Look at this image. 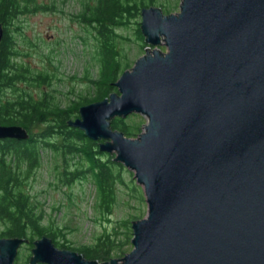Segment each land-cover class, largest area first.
I'll return each mask as SVG.
<instances>
[{
  "label": "water",
  "instance_id": "1",
  "mask_svg": "<svg viewBox=\"0 0 264 264\" xmlns=\"http://www.w3.org/2000/svg\"><path fill=\"white\" fill-rule=\"evenodd\" d=\"M178 11L141 10L144 55L68 123L104 140L143 189L133 249L99 263L42 237L29 264H264V0H180ZM133 114L146 119L134 140L110 129ZM26 132L0 126V140ZM28 243L0 238V264Z\"/></svg>",
  "mask_w": 264,
  "mask_h": 264
},
{
  "label": "trees",
  "instance_id": "2",
  "mask_svg": "<svg viewBox=\"0 0 264 264\" xmlns=\"http://www.w3.org/2000/svg\"><path fill=\"white\" fill-rule=\"evenodd\" d=\"M66 1L0 0V126H20L28 134L27 139L0 140V238H20L32 244L47 237L55 248L76 252L87 260L110 261L113 252H117L115 256L122 254L127 243L119 241L118 232L102 233L91 244L73 247L65 240L60 226L51 218L46 220L44 202L32 197L30 184L46 160L56 188L67 189L74 181L89 180L99 211H110L117 186L125 184V168L100 150L101 140L88 138L68 123L79 117L81 107L117 92L114 83L129 69L119 45L126 39L118 29L135 25L136 38L144 43L138 22L141 10L159 7L164 14L171 11L160 0H77L78 9L70 11V20L93 41L91 66L95 74L87 69V94L69 92L75 97L67 99V95L52 88L54 72L31 69L21 60L26 54L18 49L15 36L20 35L19 27H15L20 18L27 14L63 13ZM13 26L16 29L11 30ZM62 95L64 101L59 98ZM130 116L124 120L114 118L110 129L134 139L142 132L139 127L143 124L130 125L128 120L134 114ZM129 189L135 194L141 192L135 184ZM140 219H124L120 225L129 232L132 222ZM127 238L130 240L132 235Z\"/></svg>",
  "mask_w": 264,
  "mask_h": 264
},
{
  "label": "rangeland",
  "instance_id": "3",
  "mask_svg": "<svg viewBox=\"0 0 264 264\" xmlns=\"http://www.w3.org/2000/svg\"><path fill=\"white\" fill-rule=\"evenodd\" d=\"M160 1L169 6L170 14L179 12L180 0ZM63 7L65 8L63 13H36L23 16L18 22H15V27H19L18 33H20L15 36L18 49L26 54L21 57V60L27 63L31 69L54 72L56 78L52 81V88L67 95V99H74L75 95L70 93L87 94V80L85 79L88 78L87 69L89 73L95 74L94 68L92 69L91 66L94 44L86 33L70 20V11L75 12L78 9L77 0H67ZM15 27H11V30L16 29ZM134 29L135 25L132 24L126 29H118L119 34L126 39L124 42H119V45L125 56L124 62L129 67L128 70L132 68L138 58L144 55V49L147 46L136 38ZM158 48L161 51H166L164 45H160ZM64 95L59 96L63 101L65 100ZM129 117L131 116L128 115L124 119ZM128 122L134 126L139 123L144 125L146 119L134 114V117ZM143 125H140L139 128ZM102 142L105 141L102 140ZM114 154L109 155L114 158ZM36 171L34 182L30 184L31 195L44 202L45 209H47L46 220L53 219L62 229V234H65V240L69 241L73 247L91 244L102 233L118 232L119 241H127V243H125L122 254L115 256L117 252H113L110 258L121 259L131 252L133 249L130 244L132 238L129 240L127 237H130V234L133 237L132 229L128 232L127 227L125 229L121 227V221L124 219L129 221L134 217L143 219L147 211L143 189L139 186L141 192L138 190V194L132 193L129 189L131 184L138 185L134 180L133 171L125 168V172L122 173V181L126 185L117 186L114 204L110 211L103 209L102 212L95 204L94 187L91 182H88L89 180L74 181L69 188L58 189L52 183L53 178L49 173L51 171L48 161L45 160V165ZM124 232L126 233L124 234ZM122 234L124 235L122 236ZM31 248L33 245L29 243L18 248L14 264H29Z\"/></svg>",
  "mask_w": 264,
  "mask_h": 264
}]
</instances>
